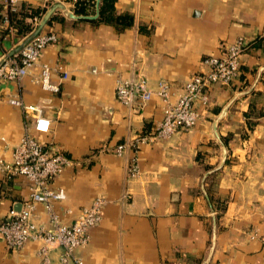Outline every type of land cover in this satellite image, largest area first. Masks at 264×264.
I'll list each match as a JSON object with an SVG mask.
<instances>
[{
    "label": "crops",
    "instance_id": "1",
    "mask_svg": "<svg viewBox=\"0 0 264 264\" xmlns=\"http://www.w3.org/2000/svg\"><path fill=\"white\" fill-rule=\"evenodd\" d=\"M19 1L47 0L12 2ZM51 1L71 11V1ZM114 7L133 17L119 32L56 9L63 22L42 27L56 40L29 73L0 81V156L9 157L23 129L21 109L7 98L41 105L49 127L36 137L73 160L51 181L65 192L53 203L59 219L71 222L94 196L105 198L88 242L76 250L83 264H264V0H114ZM236 35L249 45L235 79L210 87L190 128L139 144L137 174L127 177L132 149H111L152 128L162 103L152 96L142 107L123 105L115 78H163L176 92L205 68V54ZM17 40L2 43L9 49ZM42 62L62 65L65 77L51 73L57 91L35 81ZM26 196L24 177L0 176V215L18 210ZM35 219L46 222L41 204ZM37 244L10 249L0 237V264H37Z\"/></svg>",
    "mask_w": 264,
    "mask_h": 264
},
{
    "label": "built area",
    "instance_id": "2",
    "mask_svg": "<svg viewBox=\"0 0 264 264\" xmlns=\"http://www.w3.org/2000/svg\"><path fill=\"white\" fill-rule=\"evenodd\" d=\"M55 40L53 30L38 31L13 54L18 55L17 59L11 55L0 63V81L18 80L29 73L41 49ZM248 45L243 35H236L231 41L221 43L217 54H205L201 58L205 68L191 73L176 92L171 90L170 83L163 78H158L153 84L141 75L115 78L114 94L123 105L142 107L152 96H156L162 103L161 118L151 130L117 142L111 149L116 155L122 154L127 147L132 149L133 155L126 168L127 177L137 174L135 153L139 144L168 137L195 124L199 114L197 105L204 107L207 104L208 91L213 84H228L235 79L239 73L241 54ZM52 71H58L60 78L66 76L61 64L56 63L52 67L42 62L34 79L41 88L57 91L60 81L51 79ZM173 94L174 98L171 99ZM7 101L21 109L23 129L17 142L11 146L9 157L0 156V176L24 177L27 196L21 201L18 210L9 208L5 214L0 215V237L10 249H19L28 240L37 241V264H51V251L55 247L59 248L58 264H83L76 250L88 242L89 228L100 220L105 198L94 196L78 209L71 222L61 221L53 209V203L62 200L65 192L61 186L52 185L51 181L73 160L36 137V132H45L49 127V119L41 105L25 103L20 96L8 97ZM37 204L43 207L45 223L35 219Z\"/></svg>",
    "mask_w": 264,
    "mask_h": 264
},
{
    "label": "trees",
    "instance_id": "3",
    "mask_svg": "<svg viewBox=\"0 0 264 264\" xmlns=\"http://www.w3.org/2000/svg\"><path fill=\"white\" fill-rule=\"evenodd\" d=\"M67 1H71L70 9L76 15H89L93 14L95 10L97 11V15L93 18L80 19L88 20L93 24L101 22L110 24L117 32L130 26L133 20L129 11L117 12L115 10L114 0H98L97 5H95L96 0ZM51 3V0L45 1L42 5L31 4L27 1L14 3L0 0V52L5 53L9 50L3 45V39H19L28 34ZM63 20L64 15L55 10L45 25L50 26L54 21L62 23ZM13 58L17 59L18 55H13ZM151 129L140 133L148 132Z\"/></svg>",
    "mask_w": 264,
    "mask_h": 264
},
{
    "label": "water",
    "instance_id": "4",
    "mask_svg": "<svg viewBox=\"0 0 264 264\" xmlns=\"http://www.w3.org/2000/svg\"><path fill=\"white\" fill-rule=\"evenodd\" d=\"M97 1L95 2V5H97ZM56 9H61L63 11L64 14H66L69 17H74V18H93L97 15V11L95 10V12L93 14H89V15H76L73 12L67 10L64 8V5L61 2H53L51 3L46 10L44 11V13L42 14V16L40 17V19L38 20V22L36 23V25L33 27V29L26 34L21 40L18 41L17 44H15L11 49H9L6 54L4 55V57H2L0 59V63L7 57V56H11L14 53H16L17 51H19L21 49V47L24 45V43L29 40L33 35H35L38 31H40L43 27V25L46 24L49 16L51 15L52 12H54Z\"/></svg>",
    "mask_w": 264,
    "mask_h": 264
},
{
    "label": "rangeland",
    "instance_id": "5",
    "mask_svg": "<svg viewBox=\"0 0 264 264\" xmlns=\"http://www.w3.org/2000/svg\"><path fill=\"white\" fill-rule=\"evenodd\" d=\"M23 37H24V36H23ZM23 37H20V38H19V39L16 41V43H15V44H17V43H18V41H19V40H21ZM15 44H14V45H15ZM14 45H13V46H14ZM13 46H12V47H13ZM12 47H10L9 49H11ZM7 51H8V50H7ZM7 51H6V52H7ZM6 52H5V54H6ZM5 54H3V55H2V57H4V55H5ZM2 57H1V58H2ZM1 58H0V59H1Z\"/></svg>",
    "mask_w": 264,
    "mask_h": 264
}]
</instances>
